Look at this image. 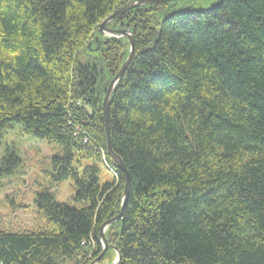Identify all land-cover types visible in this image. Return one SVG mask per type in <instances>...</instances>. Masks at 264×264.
Returning <instances> with one entry per match:
<instances>
[{"label": "trees", "instance_id": "16d2710c", "mask_svg": "<svg viewBox=\"0 0 264 264\" xmlns=\"http://www.w3.org/2000/svg\"><path fill=\"white\" fill-rule=\"evenodd\" d=\"M133 0H0V138L15 128L57 152L37 226H0V264H89L119 214L126 173L108 151L103 101L129 53L99 24ZM135 55L112 94L114 152L130 177L105 236L117 264H264V0L196 11L144 5L106 25ZM74 115V116H73ZM16 146L0 175L16 172ZM113 169L102 181L101 168ZM71 198V199H72ZM108 249L100 264H110Z\"/></svg>", "mask_w": 264, "mask_h": 264}, {"label": "rangeland", "instance_id": "374dc122", "mask_svg": "<svg viewBox=\"0 0 264 264\" xmlns=\"http://www.w3.org/2000/svg\"><path fill=\"white\" fill-rule=\"evenodd\" d=\"M7 146H16L22 163L13 174L0 175V226L7 231L17 232L37 226L34 203L37 193L47 189L54 193L57 200L72 203L75 189L71 179L56 184L51 176L46 174L51 171V159L57 152L48 142L15 128L0 138V158ZM112 172V168L103 166L101 180L113 181Z\"/></svg>", "mask_w": 264, "mask_h": 264}, {"label": "water", "instance_id": "95a60500", "mask_svg": "<svg viewBox=\"0 0 264 264\" xmlns=\"http://www.w3.org/2000/svg\"><path fill=\"white\" fill-rule=\"evenodd\" d=\"M170 1H173V0H133V1L129 2L128 4L122 6L121 8L115 10L109 17H107L105 20H103L98 26V30L101 33H103V34H105V35H107L109 37H115V38L127 37L128 38V42H129V53H128V56H127L124 64L122 65V67L118 71V73L115 75V77L110 82V84H109V86L107 88V91H106V94H105V97H104V101H103V106H102L103 115H104L105 130H106L107 142H108V151H109L110 155L116 161L117 165L126 173V187H125L124 194H123V197H122L121 210H120L119 214H117L116 216L108 219L101 227L99 240H100V243H101V245L103 247L102 248L103 249V253H102L101 256L96 258L90 264H100L101 257L110 248H112V249H114L116 251V258H115V260H114V262L112 264H117L120 261L121 255H120L119 250L115 246H112V245H110L108 243L105 234H106L108 228L113 223L121 221L123 219L124 213H125V207H126V204H127L128 194H129V190H130V177H129L127 168H126L125 164L123 163L122 159L114 152V150L112 148V140H111V135H110V127H109V105H110V100H111L112 94H113V92L115 90V87L117 86L119 81L122 79L124 73L126 72L128 67L130 66V64L132 63V60L134 58V55H135V40H134L133 35H131L128 32L127 29H112V28L106 27V24L108 22L118 18L119 16H121L125 12H127L129 10H132L134 8L141 7V6H144V5L168 3ZM222 1L223 0L215 2L210 7H207L205 9H216V8L221 6ZM199 11H203V9H201Z\"/></svg>", "mask_w": 264, "mask_h": 264}, {"label": "flooded vegetation", "instance_id": "af4514ba", "mask_svg": "<svg viewBox=\"0 0 264 264\" xmlns=\"http://www.w3.org/2000/svg\"><path fill=\"white\" fill-rule=\"evenodd\" d=\"M175 1H179L180 6L182 5L184 9L185 8H191V9L196 10V11L203 9V11H205V10H207L205 8L210 7L213 3L218 2L220 0H173L170 2L174 3ZM224 2H225V0L222 1V4Z\"/></svg>", "mask_w": 264, "mask_h": 264}, {"label": "bare ground", "instance_id": "6f19581e", "mask_svg": "<svg viewBox=\"0 0 264 264\" xmlns=\"http://www.w3.org/2000/svg\"><path fill=\"white\" fill-rule=\"evenodd\" d=\"M108 23H109V22H108ZM108 23H107V24H108ZM107 24H106V25H107ZM129 33H130V32H129ZM130 34H131V33H130ZM131 35H132V34H131ZM73 116H74V115H73Z\"/></svg>", "mask_w": 264, "mask_h": 264}]
</instances>
